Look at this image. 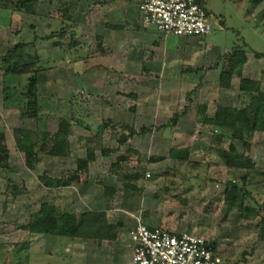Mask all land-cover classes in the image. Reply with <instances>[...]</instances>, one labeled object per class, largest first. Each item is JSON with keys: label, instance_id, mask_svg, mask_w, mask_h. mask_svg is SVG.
Wrapping results in <instances>:
<instances>
[{"label": "rangeland", "instance_id": "rangeland-1", "mask_svg": "<svg viewBox=\"0 0 264 264\" xmlns=\"http://www.w3.org/2000/svg\"><path fill=\"white\" fill-rule=\"evenodd\" d=\"M202 1L213 31L190 37V46L202 59L246 49L254 55L253 63L258 61L251 66L253 73H259L258 68L264 70V0L260 5V0ZM129 5V0H37L36 14L27 16L17 10V0L9 5L0 2V143L9 155L0 166V264H30L31 237L35 242L41 238L24 225L47 204L83 219L91 213L111 211L113 223L119 221L120 209L143 210L144 217L155 225L191 230L216 242L223 264H264L259 226L264 218V171L250 177L245 170L229 168L224 162L227 150L234 145L237 153L253 155L257 168L264 170V133H255L249 146L228 136L219 140L213 125L201 124L199 104L187 99L188 87L178 83L176 69L172 74H178L173 77L147 68L137 74L125 57L114 56L116 47L110 39L105 45L103 34L110 26L122 24L126 12L131 22H139V7L133 5L130 13ZM76 41L80 45L68 49ZM21 43L27 44L25 54L39 57L40 63L30 69L33 72L38 67L42 121L4 104V74L21 73L23 83L31 75L27 66L16 62V45ZM255 53L263 56L256 58ZM221 63L214 65L218 68ZM90 67V72L79 75L80 69ZM234 85L233 100L228 102L245 108L252 94L238 99L239 83ZM208 95V101H220L213 92ZM215 103L211 110H215ZM185 107L191 110V122L179 119L173 123ZM64 116L72 121L70 156L37 150L39 159L31 164L17 146L15 131L38 132L48 144ZM105 124L108 126L101 132ZM130 125L137 134L123 144V129ZM144 128L149 132L142 133ZM192 134L197 135L195 139ZM88 147L95 148L96 159L89 163L88 171H79V159L86 157ZM181 147L190 150L186 160L170 155L172 149ZM135 173L140 175L136 181L139 189H127L125 183ZM72 174H77L78 180L70 186L50 188L41 180L44 175L69 178ZM229 181L250 186L254 200L247 203L256 205L257 201L262 208L256 218L225 202ZM91 183L96 184L97 197L104 198V203H92L85 191V184ZM59 190L66 192L59 194Z\"/></svg>", "mask_w": 264, "mask_h": 264}, {"label": "trees", "instance_id": "trees-1", "mask_svg": "<svg viewBox=\"0 0 264 264\" xmlns=\"http://www.w3.org/2000/svg\"><path fill=\"white\" fill-rule=\"evenodd\" d=\"M13 1L14 0H0V2H3L5 5H9ZM36 2L37 0H17V10L27 16H34L36 14ZM131 7V5L128 6V11L130 13ZM112 26L116 29L122 28L121 25ZM26 47L27 44L25 43L16 45V52H18L16 62L27 66L29 69L27 71L31 75L28 77L27 82L23 83L21 73L4 74V104L7 108H18L22 114L36 117L42 121L41 111L43 105L38 93L36 75L38 67L33 72L32 69H30L34 63L39 62V57L33 54H25ZM256 56L261 58L263 55L256 53ZM221 60L224 63L221 72L220 86L225 89L232 88L234 78L239 77V88L242 91L251 92V102L245 108L219 106L213 116L206 114V107L200 109V112L205 114V124L214 126L216 138L220 140L224 136H228L231 139L242 140L249 146L248 143L255 133H264V86L259 80L243 77V68L248 60L246 49L238 48L234 50L230 56H224ZM199 90L200 87L196 86L195 89L187 94V99L190 102H195L198 98ZM174 118L173 123H176L181 118V115L176 114ZM103 126L104 127L100 129L101 132L106 130L108 125L105 124ZM71 128L72 121L64 116L60 118L58 131L51 135L48 144L42 142L40 133L26 129H17L15 131V139L19 150L27 155L31 164L39 159V150L66 158L71 154L69 142ZM147 132H149L148 128L142 130V133ZM136 134L137 131L131 125L124 127L121 135V142L123 144L127 143ZM1 137L2 135L0 134V138ZM189 151L188 148H175L171 150L170 155L176 159L186 160L189 156ZM86 152V157L79 159V171H88L89 163L96 159L94 147H88ZM8 156L7 147L0 143V166L4 162H7ZM224 162L229 168L245 170L246 174L250 177H252L253 174L256 175L264 171L257 168V163L253 155H242L237 153L234 145H231L230 149L227 150ZM139 177L140 175L136 173L130 176V179L125 183V187L127 189L138 190L139 188L136 181ZM41 180L45 186L57 188L70 186L72 182L78 180V176L77 174H72L69 178H53L44 175ZM248 199L254 200L249 185L240 187L231 181L226 183L225 202L238 209L243 215L256 218L262 208L257 201H255L256 205L247 203ZM259 226L262 229V239L264 240V218ZM24 228L36 234L85 239H116L119 230L118 225L109 224L105 211L95 213L94 222L92 224L83 225L79 224L77 216L74 213L62 212L56 205L49 204L42 206L39 211L33 213L30 222L24 225ZM166 230L172 231L168 228ZM210 243L213 249L217 250V243H212L211 241Z\"/></svg>", "mask_w": 264, "mask_h": 264}, {"label": "crops", "instance_id": "crops-1", "mask_svg": "<svg viewBox=\"0 0 264 264\" xmlns=\"http://www.w3.org/2000/svg\"><path fill=\"white\" fill-rule=\"evenodd\" d=\"M260 4H262V0H260L259 5ZM133 5L139 7L138 0H131V6ZM123 18L125 19V21L120 24L122 28L116 29L113 26H110V29H106L105 34H103L105 40L104 44L109 45V41H112L111 46L116 47L114 48V56L121 54L123 58L125 57L128 64H132V66L134 67L133 69L138 70L137 74H139V72L144 73L146 68L149 70L151 69L153 71L163 70L165 74L166 72L169 73L165 75L167 77H173L172 75H177L179 73L178 77H180V81L178 83L182 87L183 85L188 87L186 92L187 94L193 89H195L196 86L200 87L197 100L191 103L196 105L199 104V106H197V110L199 112L200 109L206 107V114L209 116L215 115L219 106L238 107L237 104L228 102L233 100V97H231L232 88L225 89L220 86L223 63H221L222 65L218 66V68L214 65L215 62L218 63L219 61H222L221 58L224 57V55L216 56L212 59H210V57H208L207 59H202L201 55L195 49V47L190 46L191 41H193V39H191L190 37L165 35L158 30H152V27H144L140 19L139 22H131L129 13L127 12L123 16ZM218 21L222 23L221 19H218ZM78 43L79 42L76 41L74 44H69L68 47L70 48L68 49L72 50V48H76L78 45H80ZM60 46L64 45L61 43ZM196 53L198 58L195 56ZM95 54L102 55L103 52H96ZM253 56L254 55L251 54V52H247L248 60L243 68V77L247 79L259 80L263 83L264 86V70L256 67V69L258 68L259 73H253L251 66L256 65L255 62H258L255 61L253 63V60H256L253 59ZM193 60H196L197 63H195ZM198 61H201V63H199ZM178 67H180V71H178ZM175 69L178 73L172 74L173 72H175ZM90 70L91 67L89 69L84 68L83 71L82 69H80L78 72L79 75L83 76L82 74L90 72ZM75 72L77 73V71ZM191 75L192 78L193 75L196 76V79L191 80ZM236 81L237 83H239L240 78H234L233 85ZM209 92H211V94L213 92L215 96L218 95L217 98H219L220 101H218L217 103H215L214 100L208 101ZM239 92L240 93H237L238 99H241L246 94H251V92L245 91L241 93V90H239ZM212 103L216 104L215 110H211ZM190 111L191 110L189 109V107H185L182 113H177L181 115L180 120L184 122H191L188 119ZM100 116L101 115H98L99 118H101ZM204 116L205 114H202V116L199 117L201 124H205ZM196 136V134H192V137H194V139L196 138ZM96 190V184H85V191L89 193V196H91L92 203H96V201L100 202L101 200L102 203H104V198L102 199V197H97ZM61 192L66 191L59 190V194ZM74 206V204L71 205L72 208H75ZM119 211L121 217L119 218V221L115 223L111 221V211L106 213L109 224L119 226L118 235L116 239L69 238L60 237L57 235H44L32 233L33 235H36L38 238L41 239L39 242H35L33 241L34 237H31V242L29 246L31 251L30 264H66L68 263V261H66L68 259L70 260V264H132V258L135 248L133 232L135 230V227L137 226L138 219L141 218L151 225H155V221L146 219L143 215V210H139L136 212V210H133L131 208L126 211L124 209H120ZM75 212H78L77 209ZM90 215L92 216H85L86 219H83L82 216L78 214L77 219L79 224H92L94 222V214L91 213ZM180 230L173 229L172 231ZM205 238L211 241L212 243L214 242L207 237ZM37 248L39 250L38 252ZM217 250L221 254L218 245ZM38 253L41 254L40 259L37 257Z\"/></svg>", "mask_w": 264, "mask_h": 264}, {"label": "built area", "instance_id": "built-area-1", "mask_svg": "<svg viewBox=\"0 0 264 264\" xmlns=\"http://www.w3.org/2000/svg\"><path fill=\"white\" fill-rule=\"evenodd\" d=\"M144 27L165 35L207 36L213 31L210 15L200 0H138ZM132 264H223L218 250L198 233L168 231L139 218L133 232Z\"/></svg>", "mask_w": 264, "mask_h": 264}]
</instances>
